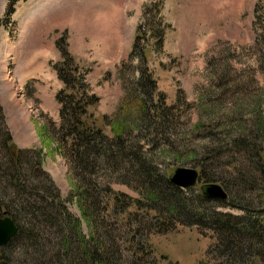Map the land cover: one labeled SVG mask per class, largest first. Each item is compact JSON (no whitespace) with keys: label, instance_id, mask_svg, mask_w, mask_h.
<instances>
[{"label":"rangeland","instance_id":"rangeland-1","mask_svg":"<svg viewBox=\"0 0 264 264\" xmlns=\"http://www.w3.org/2000/svg\"><path fill=\"white\" fill-rule=\"evenodd\" d=\"M9 2L0 0V165L7 160L1 128L11 147L40 149V168L79 220L80 234H89L82 207L94 216V232L112 234L108 264H220L205 217L197 216L200 226L184 222L196 206L235 216L249 209L264 221V0H65L45 11L33 0H16L6 18ZM59 69L82 87H64ZM140 76L150 89L138 84L132 91ZM61 91L73 95L67 117L95 97L79 113L84 126L109 140L113 124L122 127L130 146L120 151L135 152L137 139L150 172L118 159L114 149L113 168L94 170L75 190L70 151L64 155L51 134L59 132ZM243 134L249 139L242 148L232 140ZM176 167L197 171L193 185L171 195L178 207L154 198L172 194L165 181ZM19 168L31 180L27 165ZM205 183L219 184L227 197L199 201ZM6 192L2 202L17 199L11 187ZM85 194L93 196L89 209ZM45 229L42 246L50 256L58 231ZM16 240L10 252L30 264L34 254L21 252Z\"/></svg>","mask_w":264,"mask_h":264},{"label":"trees","instance_id":"trees-1","mask_svg":"<svg viewBox=\"0 0 264 264\" xmlns=\"http://www.w3.org/2000/svg\"><path fill=\"white\" fill-rule=\"evenodd\" d=\"M9 1L5 11L6 18L12 13L13 4L16 0ZM65 58H68L67 54ZM62 74L67 75L66 72H61L59 69L58 77L63 82L64 87H77L78 90L82 87L79 83H77L78 86L70 84L74 78L67 80ZM138 84L148 86L149 89L151 87V82L147 78L140 76L131 83L133 87L132 91H134ZM72 96L70 93L64 94L62 91L56 95V99L60 103V109L58 111L60 119L58 129L60 133L52 129L51 134L57 135V146L61 147V149L63 147L62 153L64 155H67L70 151V157H67L70 159L69 164L73 175L76 177V183L74 185L75 190H77V186L83 185L85 179H87V182H90L89 175L94 170L100 169L101 166L106 171L111 170L113 168L111 164L114 163L115 158L111 157V155L115 156L114 149L119 151L120 149L125 150L129 144H125V140H123L124 136H122L123 128L117 124H113L112 126L115 132L114 140L105 138L99 128L94 129L84 126V122L81 120L79 113L83 114L85 106L95 102L96 99L93 96L85 98L81 103L75 105L76 107L73 106L74 109L71 111L73 115L71 114L72 116L67 117L66 112H68L67 108L70 102L73 101ZM141 107L144 108L142 102L140 104ZM157 111L158 108L155 107L152 115L156 116ZM143 112L150 119L149 116L151 114L148 110L146 109ZM117 133H120L121 136H117ZM1 134L3 149L7 160L4 162V166L0 165V174L3 173L4 178V180H2L3 178L0 179L1 188L3 189V192L0 193V198L8 197L6 188L11 187L17 199L15 197V199H9L5 202L0 200V214L7 215L16 226V232L9 239L8 243L0 246L2 247L0 249V264H26V259L17 261V257L13 254L14 249H11L12 251L10 252L11 247L8 244L15 239L18 241L21 252H25L28 249V252L34 254L28 262L30 264H64L65 261L68 264H108L111 261V255L114 254L110 246L115 243L112 234L108 231H105L101 235L96 231L94 232V227L93 229L90 227V225H93L94 216L91 213L85 215L86 210L82 207L80 208V214L83 217L87 216L86 222L89 225L88 236H82L78 231L79 220L69 214L66 206L61 201L58 190L52 185L49 177L40 168L42 160L41 150L37 148L21 150L15 146L11 147L12 141L8 132L4 128H1ZM235 139L232 141L243 148L247 145L249 137L243 134L241 137H236ZM133 143L136 144L135 152L130 154L128 151L126 153L120 151L118 159L124 160L128 157L131 161L135 162L136 168L141 173L148 174L150 171H144L142 167L143 157L139 152L141 145L137 144V139L131 144ZM112 148L113 151L111 150ZM132 157L134 159H131ZM21 163L27 165V168L31 171V180L20 177L21 168H19V165ZM259 164L261 167L260 175L262 183H264V166L262 160ZM165 182L168 184V188L171 189L172 194L171 192L169 193V190L168 192L163 191L161 195H156L154 198L171 206L178 207L176 202L172 200L171 195H174L175 192H181V189L169 181ZM261 190L264 192V184ZM89 197L90 200H88ZM197 197L199 201H203L204 203L212 201L202 194L200 187ZM92 198L93 196L85 194L87 209H89L92 203ZM69 199L70 196H68ZM221 202L223 203L224 201ZM227 205L238 209L245 208L234 203ZM209 208L203 210V206H196L195 211L188 213L190 221H186L184 224L200 226L201 220L199 217H205L207 222L204 221L202 224L204 225L206 223V226L214 233L216 240L215 249L221 258L220 264H264V243H261V241L264 242V221L263 218H259L260 214L254 215L252 211L247 209L244 210L245 215L235 216L229 213L215 212ZM179 212L181 213V209H178L177 213ZM260 212H264V210L262 209ZM54 226L58 231L59 244L56 243L55 247L50 249V256H47L49 251L45 250L42 246V231H46L45 228ZM45 259L49 263H46Z\"/></svg>","mask_w":264,"mask_h":264},{"label":"water","instance_id":"water-1","mask_svg":"<svg viewBox=\"0 0 264 264\" xmlns=\"http://www.w3.org/2000/svg\"><path fill=\"white\" fill-rule=\"evenodd\" d=\"M197 178V171L193 168L176 167L170 175L168 181L179 188H187L194 184ZM202 194L211 199L224 200L226 192L217 183H205L200 186ZM16 232V226L6 215L0 216V246L4 245Z\"/></svg>","mask_w":264,"mask_h":264},{"label":"crops","instance_id":"crops-1","mask_svg":"<svg viewBox=\"0 0 264 264\" xmlns=\"http://www.w3.org/2000/svg\"><path fill=\"white\" fill-rule=\"evenodd\" d=\"M33 1H34L33 5H36L37 3L38 7L40 8V11L41 10L45 11L46 8L48 10L50 7H53L54 5L60 6L65 2V0H33Z\"/></svg>","mask_w":264,"mask_h":264},{"label":"flooded vegetation","instance_id":"flooded-vegetation-1","mask_svg":"<svg viewBox=\"0 0 264 264\" xmlns=\"http://www.w3.org/2000/svg\"><path fill=\"white\" fill-rule=\"evenodd\" d=\"M1 215H5V214L1 213L0 216H1Z\"/></svg>","mask_w":264,"mask_h":264}]
</instances>
